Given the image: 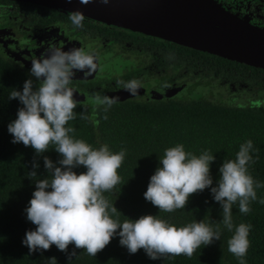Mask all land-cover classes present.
<instances>
[{
	"label": "trees",
	"instance_id": "trees-1",
	"mask_svg": "<svg viewBox=\"0 0 264 264\" xmlns=\"http://www.w3.org/2000/svg\"><path fill=\"white\" fill-rule=\"evenodd\" d=\"M20 2L25 6H20ZM0 5L14 9L21 19L37 26L70 14L22 0H0ZM144 37L169 45L154 48L146 68L140 74L129 75L127 81L160 77L162 86L197 83L194 90L164 98L137 95L116 101L106 112V106L95 105L91 110L87 104L78 103L74 109L76 119L66 126L75 128L70 133L75 139L94 148L107 145L114 153L125 150L117 170L120 183L103 193L117 208L114 219L123 222L152 214L178 227L203 220L214 229L219 226L221 239L201 246L191 258L180 255L153 260L143 249L130 254L120 245L118 235L95 257L71 244L67 252L52 245L49 250L29 253L22 240L26 231L36 226L27 219L25 209L35 190V180L48 175L44 156L54 163L61 157L53 147L37 156L31 146L12 142L8 125L16 119L22 105L18 99H9V94L13 89L22 91L27 79L35 82L36 78L23 70L18 61L0 54V264H50L51 257L56 258L57 264H239L238 258L228 251L227 241L233 232L223 226L222 208L210 188L192 194L185 209L173 212H160L143 194L166 148L182 144L186 152L197 156L204 151L213 154L210 175L214 186L224 160L235 159L240 145L248 140L253 143L250 155L254 161L247 165L248 171L262 186L256 188L257 199L249 204L251 211L241 213L238 203L234 204L232 218L234 226H252L246 264H264V203L260 202L264 200V69L153 36L127 35L126 43L138 48L141 41L147 40ZM34 162L38 165L37 177L30 178L27 174L33 170ZM74 171L79 174L86 169L79 166ZM73 251L75 255L69 259Z\"/></svg>",
	"mask_w": 264,
	"mask_h": 264
},
{
	"label": "clouds",
	"instance_id": "clouds-1",
	"mask_svg": "<svg viewBox=\"0 0 264 264\" xmlns=\"http://www.w3.org/2000/svg\"><path fill=\"white\" fill-rule=\"evenodd\" d=\"M90 2L80 0L84 5ZM100 2L107 4L109 0ZM69 19L75 28L83 27L85 17L79 10L70 12ZM95 68L94 55L85 48L64 50L52 46L31 60L30 73L36 81L29 78L22 91L13 89L9 94V99H18L22 105L16 119L8 125L12 142L31 146L37 156L53 147L61 157L54 163L44 156L48 175L35 180V190L25 209L27 219L36 227L26 231L22 243L29 253L49 250L52 245L67 252L71 244L95 257L118 235L120 245L130 254L143 249L153 260L180 255L191 258L201 246L221 239L219 226L214 229L200 220L178 227L152 214L123 222L114 219L117 208L103 193L120 183L117 170L123 163L125 150L114 153L107 145L94 148L70 135L75 128L66 125L76 119L74 109L78 105L70 87L72 78L76 72L91 74ZM117 85L132 96L140 88L135 79L118 80ZM117 99L99 93L92 97L96 106H106L105 112ZM252 148L253 143L248 140L240 145L235 159L224 160L214 186L210 175L213 154L204 151L197 156L186 152L182 144L166 148L150 177L144 198L160 212H173L185 209L192 194L210 188L213 199L222 208L223 226L233 232L227 241L228 251L238 258L239 264H246L244 257L252 226L245 223L234 226L232 210L238 203L241 213L250 212V202L257 199L256 188L262 186L248 171L247 165L254 162L250 155ZM79 166L86 171L78 174L74 169ZM36 167L34 162L33 170L27 174L30 178L37 177ZM73 255L74 251L69 259ZM49 262L57 264L55 257L49 258Z\"/></svg>",
	"mask_w": 264,
	"mask_h": 264
},
{
	"label": "flooded vegetation",
	"instance_id": "flooded-vegetation-1",
	"mask_svg": "<svg viewBox=\"0 0 264 264\" xmlns=\"http://www.w3.org/2000/svg\"><path fill=\"white\" fill-rule=\"evenodd\" d=\"M214 1L229 12L264 28V0ZM20 6L24 7L25 4L20 2ZM127 35H138L139 37L147 35L164 39L121 26L87 22L85 19L82 28H75L69 19V14L59 16L48 25L37 26L29 23L26 19H21L16 15L14 9H7L5 5H0V54L18 61L21 68L31 75V60L39 58L47 48L55 46L68 50L72 47H83L94 55L96 68L91 74L76 72L70 87L84 92L121 89L122 86L117 85L118 80L126 82L128 76L133 75L134 72L140 74V71L144 70L151 60L153 49L169 45L166 42H156V39L144 37L147 40L141 41L140 47L134 48L126 43ZM127 61L128 63L123 65ZM138 81L151 82V89H164L173 86L187 87L193 84L162 86L160 77L142 78ZM194 84L197 85V83ZM195 86L189 91L182 90L181 92L189 93L194 90ZM137 95L156 96L154 93ZM199 96L202 97V95ZM250 96L248 94L247 98Z\"/></svg>",
	"mask_w": 264,
	"mask_h": 264
},
{
	"label": "water",
	"instance_id": "water-1",
	"mask_svg": "<svg viewBox=\"0 0 264 264\" xmlns=\"http://www.w3.org/2000/svg\"><path fill=\"white\" fill-rule=\"evenodd\" d=\"M22 1L54 7L64 12H72L59 6L30 0ZM147 1L149 0H144V2ZM150 1L156 7L159 26L148 31L128 29L161 37L184 46L264 69V28L256 26L229 12L214 0ZM84 17L104 22L86 15ZM104 23L115 25L107 22ZM127 63L128 61L124 62L123 65ZM151 85L152 83L149 81L140 82V88L137 94L154 93L158 98H164L175 96L182 90L189 91L195 86L193 83L187 87L173 86L164 89H151ZM96 93L110 97H118L117 101L132 97L128 91L121 88L104 92H84L74 89V98L78 103L87 104L92 110L95 106L92 97ZM229 102L231 103V101ZM257 103V101L254 102V104Z\"/></svg>",
	"mask_w": 264,
	"mask_h": 264
},
{
	"label": "bare ground",
	"instance_id": "bare-ground-1",
	"mask_svg": "<svg viewBox=\"0 0 264 264\" xmlns=\"http://www.w3.org/2000/svg\"><path fill=\"white\" fill-rule=\"evenodd\" d=\"M30 1L59 6L70 11L79 10L83 15L131 29L148 31L159 26L156 7L150 0H109L107 4L92 0L87 5L81 4L80 0Z\"/></svg>",
	"mask_w": 264,
	"mask_h": 264
}]
</instances>
